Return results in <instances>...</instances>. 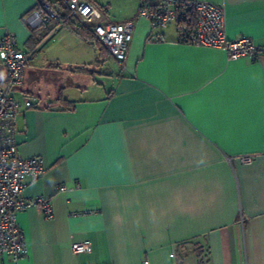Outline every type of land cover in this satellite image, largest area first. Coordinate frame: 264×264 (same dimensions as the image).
<instances>
[{
	"label": "crops",
	"instance_id": "crops-1",
	"mask_svg": "<svg viewBox=\"0 0 264 264\" xmlns=\"http://www.w3.org/2000/svg\"><path fill=\"white\" fill-rule=\"evenodd\" d=\"M89 1L120 23L141 0H121L122 15L113 0ZM205 1L223 7L228 40L264 47V0ZM36 5L0 0V35L30 55L13 92L15 140L45 172L22 195L48 199L52 217L18 212L27 254L3 264H264V51L229 59L138 18L124 62L65 26L31 52L46 31L31 41Z\"/></svg>",
	"mask_w": 264,
	"mask_h": 264
},
{
	"label": "built area",
	"instance_id": "built-area-1",
	"mask_svg": "<svg viewBox=\"0 0 264 264\" xmlns=\"http://www.w3.org/2000/svg\"><path fill=\"white\" fill-rule=\"evenodd\" d=\"M63 10L77 25L88 28L95 41L118 62L126 59L138 18L147 19L152 28L173 24L179 42L222 48L229 59H256L264 51V47L246 36L228 40L224 33L223 7L205 0H141L135 19L120 23L106 22L99 8L89 0H37L36 7L24 21L30 29H45L50 34L63 26ZM29 56L18 49L14 34L3 30L0 61L6 70L7 82L5 87H0V264L5 257L17 261L27 254L24 233L16 220L18 212L36 207L45 218L52 217L48 199H25L22 195L27 181L35 180L45 172L42 159L23 158L15 140V122L21 109L13 92L22 87ZM35 103L34 96H26L22 105L29 108ZM64 189L63 186L59 188ZM70 248L75 254L91 249L87 242H72Z\"/></svg>",
	"mask_w": 264,
	"mask_h": 264
},
{
	"label": "trees",
	"instance_id": "trees-1",
	"mask_svg": "<svg viewBox=\"0 0 264 264\" xmlns=\"http://www.w3.org/2000/svg\"><path fill=\"white\" fill-rule=\"evenodd\" d=\"M61 16L63 17V26L67 27V28H70L72 30H74V32L77 34V36H79V38H81L83 41H86L88 43H91L97 47L100 48V51H105L103 49V47H101L99 45V43H97L93 37V35L91 34V32L89 31L88 28L84 27V26H80V25H74L71 23V18H68L67 17V12L65 10H63L61 12ZM39 30H42V29H31V41L32 40H35V35H36V32L39 31ZM49 34V31H45V33L38 39H36L35 41H33V43L31 45L32 48H31V52H34V49L40 44V42ZM79 71L83 70L85 71V67H82V68H79L78 69Z\"/></svg>",
	"mask_w": 264,
	"mask_h": 264
},
{
	"label": "rangeland",
	"instance_id": "rangeland-1",
	"mask_svg": "<svg viewBox=\"0 0 264 264\" xmlns=\"http://www.w3.org/2000/svg\"><path fill=\"white\" fill-rule=\"evenodd\" d=\"M120 1H121V0H113V3H114V5H115V7H116V10L118 9V10L116 11V13L119 14V15H122V14H123V10H122V7H123V6H122V4H121ZM122 2H123V4H124L126 1H122ZM119 5H120V8H121V9L118 8ZM121 10H122V12H121ZM71 23L74 24V25H76V21H75V20H71ZM91 34H92V33H91ZM92 46H93V51H96V50H97V46H95V45H92ZM92 46H91V47H92ZM103 49L105 50V48H103ZM97 51H98V50H97ZM105 51H107V50H105ZM38 52H40V51H38ZM76 71H77V73H82L81 71L78 70V68H77Z\"/></svg>",
	"mask_w": 264,
	"mask_h": 264
}]
</instances>
